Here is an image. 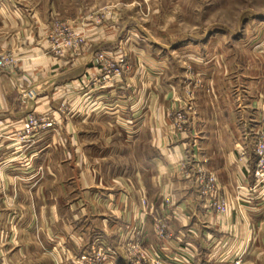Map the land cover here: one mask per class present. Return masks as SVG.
I'll return each mask as SVG.
<instances>
[{
  "label": "crops",
  "instance_id": "0c3cea01",
  "mask_svg": "<svg viewBox=\"0 0 264 264\" xmlns=\"http://www.w3.org/2000/svg\"><path fill=\"white\" fill-rule=\"evenodd\" d=\"M51 23L39 2L0 0V52L14 57L0 65V264H87L82 256L97 244L112 253L107 264H130L136 238L164 264H264V179L253 148L263 70L236 110L226 91L220 110L199 108L182 130L170 121L179 86L153 95L131 70L75 93L64 78L55 87L65 110L52 113V83L72 70L52 76ZM198 169L216 176L225 213L208 208Z\"/></svg>",
  "mask_w": 264,
  "mask_h": 264
},
{
  "label": "rangeland",
  "instance_id": "374dc122",
  "mask_svg": "<svg viewBox=\"0 0 264 264\" xmlns=\"http://www.w3.org/2000/svg\"><path fill=\"white\" fill-rule=\"evenodd\" d=\"M34 1L42 16L52 15V76L64 66L72 70L52 83V113L65 110L64 91L55 87L64 78L76 81L75 93L87 81L89 87L120 81L131 70L138 82L151 81L153 95L165 97L171 82L179 86L170 121L182 130L199 108L220 110L226 91L236 110L244 85L255 92L252 80L264 75V0ZM2 53L7 65L14 62ZM179 111L185 122L176 119ZM257 127L253 148L264 131V112Z\"/></svg>",
  "mask_w": 264,
  "mask_h": 264
},
{
  "label": "built area",
  "instance_id": "2783aa9c",
  "mask_svg": "<svg viewBox=\"0 0 264 264\" xmlns=\"http://www.w3.org/2000/svg\"><path fill=\"white\" fill-rule=\"evenodd\" d=\"M8 61V59H7ZM7 61L3 58L0 59V65L7 64ZM29 94L33 96L32 91ZM177 120L186 121L185 114L177 113ZM176 121V120H175ZM35 118L33 116L28 117L23 123V127L26 130L34 127ZM177 123V121H176ZM180 124H178L179 126ZM255 154L257 156L256 160V176L260 180L264 179V131L261 132L259 137L255 140ZM245 152L243 150L239 151L240 158H243ZM195 182L200 190V193L207 197V206L220 213H225L227 210V202L220 196L219 184L216 176L213 173L198 169L197 173L194 175ZM170 199H166V203H169ZM155 231L158 237L161 239L168 238L169 234L167 232V224L164 219H158L155 223ZM128 250V261L130 264H164L158 256H151L149 259L147 256V251L143 248L142 240L136 238L130 240L127 243ZM112 253L104 245H94L91 246L90 250L82 256L87 264H107L110 260ZM240 259L234 262V264H239Z\"/></svg>",
  "mask_w": 264,
  "mask_h": 264
}]
</instances>
